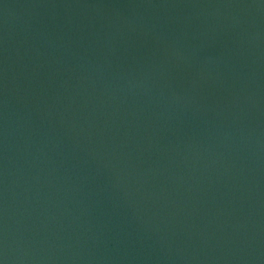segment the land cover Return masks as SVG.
Segmentation results:
<instances>
[{"label":"water","instance_id":"obj_1","mask_svg":"<svg viewBox=\"0 0 264 264\" xmlns=\"http://www.w3.org/2000/svg\"><path fill=\"white\" fill-rule=\"evenodd\" d=\"M0 264H264V0H0Z\"/></svg>","mask_w":264,"mask_h":264}]
</instances>
